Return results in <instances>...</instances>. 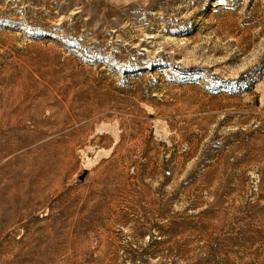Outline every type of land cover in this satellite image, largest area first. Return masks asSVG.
Here are the masks:
<instances>
[{
    "label": "rangeland",
    "instance_id": "1",
    "mask_svg": "<svg viewBox=\"0 0 264 264\" xmlns=\"http://www.w3.org/2000/svg\"><path fill=\"white\" fill-rule=\"evenodd\" d=\"M15 92L0 264H264V0H0Z\"/></svg>",
    "mask_w": 264,
    "mask_h": 264
},
{
    "label": "bare ground",
    "instance_id": "2",
    "mask_svg": "<svg viewBox=\"0 0 264 264\" xmlns=\"http://www.w3.org/2000/svg\"><path fill=\"white\" fill-rule=\"evenodd\" d=\"M25 106L26 99L17 95V92L0 95V161L10 151L24 148V141L14 143L13 139L21 133L17 127L20 126V113ZM35 176L36 182H44L46 178L44 174Z\"/></svg>",
    "mask_w": 264,
    "mask_h": 264
}]
</instances>
